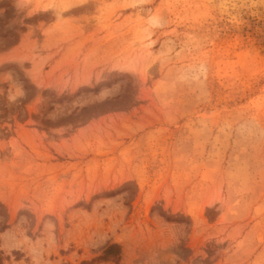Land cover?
Wrapping results in <instances>:
<instances>
[{
    "label": "rangeland",
    "instance_id": "374dc122",
    "mask_svg": "<svg viewBox=\"0 0 264 264\" xmlns=\"http://www.w3.org/2000/svg\"><path fill=\"white\" fill-rule=\"evenodd\" d=\"M0 264H264V0H0Z\"/></svg>",
    "mask_w": 264,
    "mask_h": 264
},
{
    "label": "trees",
    "instance_id": "16d2710c",
    "mask_svg": "<svg viewBox=\"0 0 264 264\" xmlns=\"http://www.w3.org/2000/svg\"><path fill=\"white\" fill-rule=\"evenodd\" d=\"M119 248V246H117V245H113V246H110L106 251H105V259L111 254V251L113 250V249H118Z\"/></svg>",
    "mask_w": 264,
    "mask_h": 264
}]
</instances>
